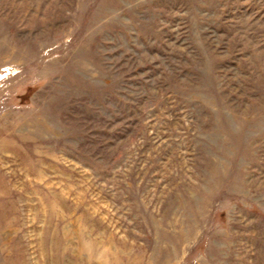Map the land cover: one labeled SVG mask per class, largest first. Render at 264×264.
Wrapping results in <instances>:
<instances>
[{
    "label": "rangeland",
    "instance_id": "obj_1",
    "mask_svg": "<svg viewBox=\"0 0 264 264\" xmlns=\"http://www.w3.org/2000/svg\"><path fill=\"white\" fill-rule=\"evenodd\" d=\"M0 264H264V0H0Z\"/></svg>",
    "mask_w": 264,
    "mask_h": 264
}]
</instances>
